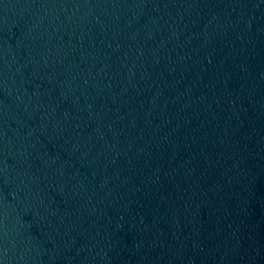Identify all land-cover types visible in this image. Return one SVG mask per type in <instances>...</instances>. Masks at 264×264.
Masks as SVG:
<instances>
[{"label": "water", "instance_id": "1", "mask_svg": "<svg viewBox=\"0 0 264 264\" xmlns=\"http://www.w3.org/2000/svg\"><path fill=\"white\" fill-rule=\"evenodd\" d=\"M0 264H264V0H0Z\"/></svg>", "mask_w": 264, "mask_h": 264}]
</instances>
